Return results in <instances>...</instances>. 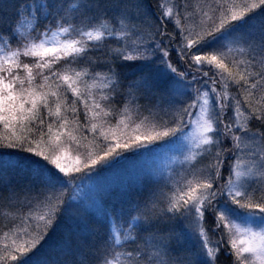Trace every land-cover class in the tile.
Returning <instances> with one entry per match:
<instances>
[{
  "label": "snow or ice",
  "instance_id": "snow-or-ice-1",
  "mask_svg": "<svg viewBox=\"0 0 264 264\" xmlns=\"http://www.w3.org/2000/svg\"><path fill=\"white\" fill-rule=\"evenodd\" d=\"M0 264H264V0H0Z\"/></svg>",
  "mask_w": 264,
  "mask_h": 264
},
{
  "label": "rangeland",
  "instance_id": "rangeland-1",
  "mask_svg": "<svg viewBox=\"0 0 264 264\" xmlns=\"http://www.w3.org/2000/svg\"><path fill=\"white\" fill-rule=\"evenodd\" d=\"M6 223L3 217H0V227L3 226V224ZM221 264H228V258L227 257H221Z\"/></svg>",
  "mask_w": 264,
  "mask_h": 264
}]
</instances>
